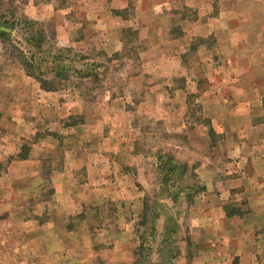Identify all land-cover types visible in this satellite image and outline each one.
Segmentation results:
<instances>
[{"label": "rangeland", "instance_id": "374dc122", "mask_svg": "<svg viewBox=\"0 0 264 264\" xmlns=\"http://www.w3.org/2000/svg\"><path fill=\"white\" fill-rule=\"evenodd\" d=\"M261 82L264 0H0V264H264Z\"/></svg>", "mask_w": 264, "mask_h": 264}, {"label": "crops", "instance_id": "0c3cea01", "mask_svg": "<svg viewBox=\"0 0 264 264\" xmlns=\"http://www.w3.org/2000/svg\"><path fill=\"white\" fill-rule=\"evenodd\" d=\"M255 84L256 83H254V85ZM261 85L263 86L264 82H261ZM244 99L248 105L253 106L251 105V103L254 102L253 97H247ZM260 99L263 102V98ZM261 116H263V112H261ZM263 146H264V142H263ZM255 152L256 155L252 157L251 161H249L250 167H248L247 169L246 167L247 161H244L242 169H238L236 171L237 172L236 180L240 182H244L243 186H245V190L247 192L246 196L253 213L264 214V148L263 151L261 152L260 151H255ZM240 186H242V184L239 185V187ZM250 228L254 230L252 235L255 238V240H258L260 236L259 234H257V232L260 231L261 229H264V224L261 223L257 225H252ZM239 232L240 230L237 229L235 235L233 234L234 236L231 235L230 239H227L226 244L235 246L237 242H239L238 241ZM246 246H250L253 249V252L251 251V248L247 250L248 264H259L258 254L260 253V251L258 250L256 251V247H262V242L257 243L255 246L252 243L246 244ZM236 256H241L242 257L241 259L242 260L244 259V256L243 254H241L240 251Z\"/></svg>", "mask_w": 264, "mask_h": 264}]
</instances>
